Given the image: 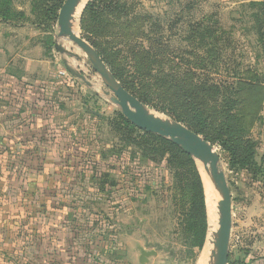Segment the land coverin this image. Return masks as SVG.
<instances>
[{"label": "rangeland", "instance_id": "obj_1", "mask_svg": "<svg viewBox=\"0 0 264 264\" xmlns=\"http://www.w3.org/2000/svg\"><path fill=\"white\" fill-rule=\"evenodd\" d=\"M65 1L6 0L5 4L17 26L47 27V16L56 10L58 16L51 30L56 43L70 53L61 57L91 82L84 95L86 105L90 112L104 110L101 138L110 147L106 122L121 111L111 102L110 91L84 53L69 40L57 37L58 17ZM91 1L84 4L76 31L96 44L121 80L136 82V92L150 100L151 111L189 129L200 127L196 112L201 113L205 133L200 136L208 139L220 155V167L231 190L228 264H249L253 260L252 264H263L264 179L251 168L232 166L229 153L214 143L227 120L226 106L233 101L231 113L236 121L231 142L242 147L255 145L257 161L264 169V50L255 44L247 0H95L94 12L87 10ZM2 30L0 26V33ZM247 70L257 74L259 80H246ZM164 150L163 146L157 153L129 149L114 156L113 164L107 167L113 168L120 192L117 188L110 193L94 189L85 199L94 217L109 220L103 221L109 226L106 233L111 237L115 232L123 251L112 258L126 264H139L140 249L156 252L147 264L202 263L204 248L199 253L190 250L183 230L196 183L194 168L204 193L206 176L192 158L190 162L179 157L172 166L171 154ZM16 185L6 179L0 181V190L8 189V196L0 201V219L6 214L20 217L17 206L24 201L31 204L34 199L13 194ZM38 187L31 185L32 189ZM45 187L53 190L52 185ZM63 187H57L59 192ZM61 200L66 201L63 197Z\"/></svg>", "mask_w": 264, "mask_h": 264}, {"label": "trees", "instance_id": "obj_2", "mask_svg": "<svg viewBox=\"0 0 264 264\" xmlns=\"http://www.w3.org/2000/svg\"><path fill=\"white\" fill-rule=\"evenodd\" d=\"M5 2L6 0H0V20L5 24L17 26L13 24V14ZM96 8L95 0L87 5L89 11L94 12ZM248 9V18L253 25L251 32L256 36L258 48L264 50V2H251L248 4ZM57 16V12L54 10L46 18L48 26L45 27V24H41L37 28L50 33L53 37L54 33L51 27L52 23L57 20ZM88 42L95 48L105 65L125 90L149 106L150 100L136 92V82L132 81L127 84L121 80L96 44L90 40ZM51 47L53 48V43ZM244 76L250 82L259 80L258 75L251 70L244 72ZM217 93L220 94L219 88H217ZM234 106L233 101L227 104V120L215 136L214 143L224 152L229 153L232 166L251 168L254 174L259 176V179H264V169L257 161L255 145L250 143L242 147L231 142L235 135L233 123L236 118L231 113ZM90 114L97 121L105 122L104 116L100 118L98 114L93 112ZM196 116L200 127L191 130L204 136L205 130L201 113L196 112ZM106 125L111 136L110 147L104 140L97 141V136L89 133V136L81 142L72 139L63 140L60 146H62L64 154L57 153L55 155L49 150L43 151L40 148L28 149L25 152L27 156L25 155L18 161L17 168L7 164L9 162L0 165V181L6 179L8 183H17L12 188L13 194H17L25 200L28 196L34 198L31 204H24V201L23 204L17 206V215L19 214L20 217H8L6 214L7 216L4 215V218L0 219V246L3 248L0 249V264H119L114 260L102 259L101 253L97 251L100 248L109 252L121 251L115 240L109 242V236L106 233L109 226L103 222L109 220L102 216L97 219L89 206H85L86 197L91 196L94 189L110 193L117 188V192H120L119 180L114 183L113 168L109 169L107 166L111 165L114 156L119 157L126 150L137 151L140 149L157 153L160 146H163L164 151L171 154L170 163L172 166L175 165V160H178L179 157L184 156L190 162L192 159L171 141L139 130L121 112H116L115 117L109 119ZM91 128L94 127H89V129ZM70 143H73L72 154L65 152L68 151L66 147L70 149ZM262 158L264 159V156ZM115 170L118 171V169ZM194 173L196 183L189 197L190 204L183 233L185 245L190 250H198L199 253L202 252L206 243L209 219L204 187L195 168ZM32 184L36 186L39 184L38 189H32ZM48 184L53 187L50 192L45 187ZM59 185L66 187H63V191L59 192L57 189ZM7 190L5 192L0 190V201L8 196ZM62 197L66 201H62ZM47 199L49 201H46ZM20 210L23 212L21 213ZM34 211L35 213H33ZM113 233L111 235L115 236V232ZM198 253H195V259ZM255 261H250L249 264Z\"/></svg>", "mask_w": 264, "mask_h": 264}, {"label": "crops", "instance_id": "obj_3", "mask_svg": "<svg viewBox=\"0 0 264 264\" xmlns=\"http://www.w3.org/2000/svg\"><path fill=\"white\" fill-rule=\"evenodd\" d=\"M251 2L264 0H247ZM0 26V165L9 162L17 168L28 149L64 154L63 140L81 142L89 133L101 140V121L91 116L84 97L89 86L68 72L65 59L55 50V36L29 25L0 21ZM60 71L68 76L60 77ZM91 112L104 116V110ZM66 149L72 154L73 143ZM108 238L119 243L116 235ZM97 251L106 261L126 264L112 258L121 256L122 250Z\"/></svg>", "mask_w": 264, "mask_h": 264}, {"label": "water", "instance_id": "obj_4", "mask_svg": "<svg viewBox=\"0 0 264 264\" xmlns=\"http://www.w3.org/2000/svg\"><path fill=\"white\" fill-rule=\"evenodd\" d=\"M77 2L78 0H66L63 4L58 17L59 33L57 37L69 40L84 53L85 58L101 77L104 86L110 91L112 95L111 102L120 109L132 125L143 132L170 140L197 162L199 167L201 165L216 189L220 206V220L210 244L208 264H228L232 233V196L226 175L220 167V155L211 143L191 129L173 121L163 122L158 120L154 115L155 113L148 106L125 90L105 65L95 48L81 37L71 25L70 17L77 7ZM55 50L61 55H70L58 43H55ZM64 64L71 75L80 79L89 87L92 85L83 74L71 68L66 60H64ZM140 252L139 264H147L149 259L156 255L155 251L146 252L144 249H140Z\"/></svg>", "mask_w": 264, "mask_h": 264}, {"label": "bare ground", "instance_id": "obj_5", "mask_svg": "<svg viewBox=\"0 0 264 264\" xmlns=\"http://www.w3.org/2000/svg\"><path fill=\"white\" fill-rule=\"evenodd\" d=\"M87 0H78L77 2V7L75 8V11L73 12L72 16L70 17V23L73 26L74 30L76 31V28L79 23V17L82 11V8L84 4L86 3ZM155 117L163 122H166L165 119L161 118L159 115L154 114ZM201 168V165H200ZM202 169V168H201ZM203 170V169H202ZM204 172V171H203ZM206 176V188H205V196H206V204H207V213H208V233H207V239H206V244L204 246V252L201 257V264H205L204 262H207L209 258V253H210V244L211 241L213 240L215 233L218 228V223L220 220V206H219V198L217 196L216 189L212 187V183L209 180V176L204 172ZM211 186V187H210ZM217 201V203H216Z\"/></svg>", "mask_w": 264, "mask_h": 264}, {"label": "built area", "instance_id": "obj_6", "mask_svg": "<svg viewBox=\"0 0 264 264\" xmlns=\"http://www.w3.org/2000/svg\"><path fill=\"white\" fill-rule=\"evenodd\" d=\"M58 74L60 77H67L68 76L66 71H60Z\"/></svg>", "mask_w": 264, "mask_h": 264}]
</instances>
